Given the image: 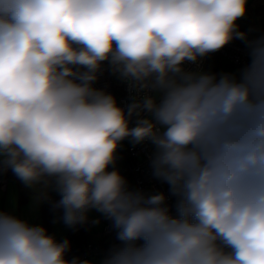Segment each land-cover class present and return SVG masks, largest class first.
<instances>
[{
    "label": "clouds",
    "instance_id": "clouds-1",
    "mask_svg": "<svg viewBox=\"0 0 264 264\" xmlns=\"http://www.w3.org/2000/svg\"><path fill=\"white\" fill-rule=\"evenodd\" d=\"M247 3L0 0V170L58 192L69 227L110 219L122 243L103 264H264V37L239 31ZM233 39L250 49L239 77L185 68ZM103 62L126 109L93 87ZM125 139L154 145L176 215L109 171ZM69 249L0 212V264H92Z\"/></svg>",
    "mask_w": 264,
    "mask_h": 264
},
{
    "label": "built area",
    "instance_id": "built-area-1",
    "mask_svg": "<svg viewBox=\"0 0 264 264\" xmlns=\"http://www.w3.org/2000/svg\"><path fill=\"white\" fill-rule=\"evenodd\" d=\"M239 31L241 28L239 26ZM242 32V31H241ZM216 53L218 57L229 59L236 72L232 73L239 77L241 71L250 63V49L245 41L233 39L222 49L208 54L204 57L199 65L186 63V69H196L197 67H206L208 57ZM93 87L106 91L116 98L117 104L122 108L133 102L134 93L130 90L128 84L121 80L118 75H114L108 62H103V67L99 73V78L94 82ZM136 118L133 117L130 126H135ZM151 142L141 144H133L131 141L123 153V158L126 162L125 175L132 182L131 190L143 191L146 195L164 193L167 197L166 205L170 209L172 215H176L177 197L170 192V186L162 180L154 177L151 167L152 149ZM10 171L0 170V193L6 191V186L10 178ZM121 241L117 239V230L113 227V222L110 219H103L102 230L91 237V240L85 244L80 260H102L109 255L112 249L121 245ZM142 243V242H138Z\"/></svg>",
    "mask_w": 264,
    "mask_h": 264
},
{
    "label": "trees",
    "instance_id": "trees-1",
    "mask_svg": "<svg viewBox=\"0 0 264 264\" xmlns=\"http://www.w3.org/2000/svg\"><path fill=\"white\" fill-rule=\"evenodd\" d=\"M250 6L253 7L254 13L260 20V28L257 32V38L264 36V0H252ZM205 71L220 74L222 71L219 68V57L216 53L209 55L208 62ZM10 176H15L11 170ZM22 198V194L20 196ZM20 199V198H19ZM61 199V195L58 193L51 198H48L46 202L41 206L39 210L40 224L46 228L47 233L52 235V220L57 217L62 216V209H54L53 205ZM23 204L22 199L20 203ZM88 220L84 224H78L75 227H69L68 231L65 233L66 236L62 240H57V242H62L68 240L70 242V249L65 254V259L72 260L73 258H80L83 249L90 240L91 233L89 232Z\"/></svg>",
    "mask_w": 264,
    "mask_h": 264
},
{
    "label": "crops",
    "instance_id": "crops-1",
    "mask_svg": "<svg viewBox=\"0 0 264 264\" xmlns=\"http://www.w3.org/2000/svg\"><path fill=\"white\" fill-rule=\"evenodd\" d=\"M130 141H131L130 139H125L124 141L120 143V146L118 147L117 154H116L117 159L115 161V164L109 167V171L119 170L120 174L126 179L129 188L132 189V182H130L131 181L130 178L125 175L124 169L126 168V162H125V159L123 158L124 156L123 153L127 147V144ZM153 151H154V146L152 149V153ZM6 187H7L6 191L2 193V195L4 196L2 206H3V209L6 210L5 211L6 213H9V214L12 213L7 210L10 207V203L17 201L16 199L17 196L22 194V198L20 199H22L23 204L26 203V206L24 207L23 206L20 207L19 204L17 206L15 205L16 206L14 208L15 209L14 211H16L15 214L16 215L18 214V218L20 219H22L23 216L26 214L27 211L25 209H27L29 205H31L29 209L35 210V212L39 211L38 209L41 208V206L46 202L48 198H51L52 196H55L56 194H58V192H56L53 188H49L46 190V194L40 195L38 194L36 189L27 187L16 176H10ZM100 215H102L101 218L97 219V217ZM105 218L106 217L102 213L96 211L95 209H92L91 216L88 215L89 228H91L95 224L94 221H99V223L102 225V221ZM90 233L93 234L92 232Z\"/></svg>",
    "mask_w": 264,
    "mask_h": 264
},
{
    "label": "rangeland",
    "instance_id": "rangeland-1",
    "mask_svg": "<svg viewBox=\"0 0 264 264\" xmlns=\"http://www.w3.org/2000/svg\"><path fill=\"white\" fill-rule=\"evenodd\" d=\"M252 0H248L247 3V11L244 17L240 18L237 21V24L240 26L241 31L245 32L248 34V38L249 40H255L257 39V32L258 29L260 28V20L259 18H257V15L254 13V9L252 6H250ZM264 37V36H262ZM234 65L232 64V62L224 57H219V68L222 71V73H234L236 72V68L233 67ZM125 147V146H123ZM21 195L17 196V201L10 203V207L8 208L7 211L12 212L11 215H14L16 217H18V214L16 215V211H14L15 207L20 203V197ZM3 195L2 193H0V212H5L6 210L3 209L2 206V202H3ZM16 205V206H15ZM19 206H26L25 204H19ZM31 205L28 206L27 209H25L27 212L26 214L23 216L22 220L27 221L30 225H39L40 226V218H39V211L32 210L29 209ZM4 210V211H3ZM25 213V212H24ZM23 213V214H24ZM89 216H91V210L88 213ZM102 215L98 216L97 219L101 218ZM62 217V216H60ZM60 217L55 218L54 220H52V236L55 237L56 240H62L64 239V237L66 236V232L69 229V226L66 225L62 219H60ZM102 230V225L98 222L95 223L91 228L89 232H92L93 234H91L92 236L94 234L99 233ZM88 261H91L92 264H103L102 260H95V259H90Z\"/></svg>",
    "mask_w": 264,
    "mask_h": 264
}]
</instances>
